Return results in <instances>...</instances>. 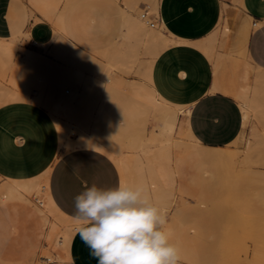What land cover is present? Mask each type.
I'll return each mask as SVG.
<instances>
[{
	"label": "rangeland",
	"instance_id": "rangeland-1",
	"mask_svg": "<svg viewBox=\"0 0 264 264\" xmlns=\"http://www.w3.org/2000/svg\"><path fill=\"white\" fill-rule=\"evenodd\" d=\"M7 1L8 0H0V11L6 6ZM24 1L9 0L7 20L10 33L17 29L26 31L25 27L29 21L46 20V17L40 12L42 11L41 9L44 8L46 11V9L49 8V4L50 6H56L57 4V7H54V9H57L53 12H51L53 8L50 7L52 10L49 9V12H51L50 14L53 17L46 21L50 22L53 28L56 26L58 27V25L55 24V15L57 14V17L61 12L64 11L65 13L67 10L69 11L73 20L72 34L70 35L67 33L70 38L69 44L71 48L70 45L67 49L64 47L67 52H62L63 49L61 44L56 42L57 39L55 40L54 38L53 41L51 39L50 43L47 45H30L24 41L25 37H27L25 36L23 37L24 39L22 38L19 42L17 53L19 57L16 61V65L19 67L22 66L23 63H26V67H24V65L22 67V69H26L30 64L27 70L30 69L35 79L40 76L41 71L46 74L48 73V80L51 81L52 86H54L52 84L54 82L52 79H55V81L58 79L59 75L56 74L66 70L70 72H79L84 78L101 80L102 87L99 92L94 93L95 99L97 98L95 95L99 97V99H96V104H99L101 98L107 99L108 101L113 99L112 103L110 101L109 105H107L108 109L105 108L103 111V119L105 122H115L117 124L114 123L115 127H121L120 130L122 135L114 138L112 144L128 158H132L135 155H139L142 160L150 157V153L143 151L145 148H143V145H145L146 142L149 144L148 138L156 133L157 125L160 123L159 121H161L160 117L163 116L161 114L164 113V110L159 108L154 109V107L137 101L134 97V88L136 87V80H139L138 74L134 71L111 73L104 67L103 59L97 52V49L105 44L90 41L94 37L93 29L97 30L99 35L103 37L115 35L117 31L116 11L119 6H128L135 2L138 7H141L137 10L138 13H141V9L145 6L149 14L155 16L157 23L154 27H157L159 24V15L151 12V8L147 7L149 0H59L60 4L55 0L56 2L54 1L55 4L52 3L53 5L50 0L49 4L46 2L48 8L44 1H42L43 5L40 4L41 7H39L40 5L38 6L39 3L36 4V7L40 8L38 10L34 7V4L29 2L31 4L30 6L28 2L25 3ZM156 1L160 5L164 16L172 20L173 24L170 28L172 32L180 25H186L188 23L187 15L181 14L180 17H177L175 14L176 6H182L185 9L188 4H191L193 6V11L201 12V10H203L201 0ZM234 1L238 2V0ZM27 9L30 10V17H32H29L27 23L22 24L21 21L23 16L28 13ZM184 9L182 8L180 10L184 11ZM202 14L208 17V15L204 13V10ZM51 21H54L56 26H53L54 24ZM242 31L243 29H241V31L236 30L235 37L237 38ZM181 34L182 33L179 35ZM172 48L173 47H169L162 50L159 54L164 60L163 68L160 73V83L162 87L171 92L172 97L182 98L185 96L184 94L190 90V86L187 82L173 83V78L176 76L177 69L188 70L190 65L201 69L203 65L191 62L192 60L187 50L182 48L174 50V48ZM206 49L209 51L208 48ZM28 54H30V57H27ZM66 54L69 55L68 58H66ZM143 56L146 55H142V57ZM31 57L32 60L34 58V62L31 60ZM69 58L70 60H68ZM54 63L55 66H53ZM48 64L53 67H49ZM40 66L44 69L40 68ZM39 69H43L44 71H40ZM10 75V69H7L6 72L5 69L0 70V94L4 88L10 87ZM177 76L183 77L185 75H181L178 72ZM56 83L57 85L55 84L54 87L58 86L59 89L67 87L65 84L60 86L58 82ZM126 86L129 89L126 88ZM107 88L111 91L107 92ZM53 89L55 90V88ZM28 91L33 95L37 92L36 86L30 79L28 82ZM55 91H57V88ZM65 94L68 93L65 92ZM128 96L131 98H127ZM131 103L132 107L129 105ZM128 107H130L131 110ZM158 110H160V112ZM176 114H178V110H176ZM255 123L256 122L253 121L252 126L247 128V130L245 129V131L243 130L242 134L235 137L231 142L224 144L222 147L214 148L203 147L188 127L190 133L186 131L187 128H183L184 131L182 130V132H180L182 128H179L175 133L173 132L168 136L166 140L167 152L169 157L171 156L169 167L173 169L175 163L182 164L186 162L191 166L190 176H188L186 180H182L178 178L179 176L176 173H173L174 178L172 181L166 184L167 186H161L155 181L151 183V180L146 177L149 176V173H144V175H146L145 179H147L145 194L151 204L156 207L162 206L166 214H174L186 208H195L206 213L214 224L215 234L210 249L202 255L181 258L179 264H264V151H262L264 149V141H262L263 139L261 136H255ZM122 128L124 130H122ZM183 133H189L188 136L191 135L193 138L189 136V139L188 136L186 137ZM260 138L262 140L259 142L258 139ZM194 142L195 144L197 142L196 146ZM191 144L194 145L192 146ZM138 145L140 147H137ZM150 145L153 144L150 143ZM150 145H147V147L154 148ZM196 147H199L198 149L201 148L200 154ZM225 151L227 152L226 157H224ZM192 152L196 154L197 158L195 160H192V158H195ZM201 153L205 154L204 158L207 156L208 159L210 157L213 161L203 159V154L201 155ZM211 154H216V156L212 157ZM186 155L190 156H187L189 160L187 157H184ZM217 155H219L220 159L217 158ZM198 161L199 163L202 161V163L198 164ZM131 174V176H135L133 173ZM1 182H3L2 178H0V184ZM168 185H170V188ZM40 197V194L36 196L33 195L29 198V203H21L30 209H34L35 206L41 207ZM50 218L53 219V216H50ZM0 219L5 226L0 230V248L6 255L5 264H7V262H9L8 264H54L53 262L56 264H72V259H60L61 250L56 240L47 244L46 238L43 237L39 244L35 243L32 225L23 210H10L7 214L2 213ZM55 220L58 222L61 230L68 226L74 227L73 222L66 218L56 216ZM47 231L48 228H46V233ZM76 234L77 231H74V235ZM24 240L26 241V248L21 253L23 256H17L19 243ZM45 255L48 256V258H45ZM67 261L69 262L67 263Z\"/></svg>",
	"mask_w": 264,
	"mask_h": 264
},
{
	"label": "crops",
	"instance_id": "crops-1",
	"mask_svg": "<svg viewBox=\"0 0 264 264\" xmlns=\"http://www.w3.org/2000/svg\"><path fill=\"white\" fill-rule=\"evenodd\" d=\"M201 3L208 17L202 14L203 10L193 11L191 4L185 9L182 6L175 7L177 17L181 14L188 16L186 25L174 29L175 35L170 29L172 20L164 16L156 0H149L147 7L159 15V23L164 25L163 34L172 39L162 50L169 47L174 50L185 49L190 54L191 62L203 66L201 69L192 65L188 70L177 69V73L185 76L180 77L176 73L173 83L187 82L190 90L182 98L172 97L171 92L160 83L164 63L159 55L161 50L151 57L147 81L159 97L182 109L183 112L177 114L175 130L188 127L203 146L214 148L231 142L256 120V116L251 119L249 113L250 119L244 123L241 99L236 95L241 96L245 92L252 95L253 90L264 88V80L259 82V79H264L260 74L264 72V0H201ZM8 7L9 0L0 11V37H12L25 32L17 29L10 33ZM139 8L141 7H138L136 2L119 6L116 11L115 35L103 37L93 29L94 37L90 41L105 44L99 47L97 52L121 42L123 10L132 16L142 17L137 11ZM182 8L184 11L180 10ZM227 11L228 24L227 28H223ZM238 17L246 25L245 34L241 39L235 37V31L243 29L240 24L238 27L236 25ZM27 21L26 13L21 23ZM61 27L63 34L70 41L67 33L72 34L73 20L68 10L62 12ZM25 30L28 36L24 41L30 45L48 42L53 36V27L46 20L29 21ZM180 33L182 34L179 35ZM140 58L150 59L146 53L140 54ZM260 70L263 71L258 73ZM258 74L260 78L255 81ZM91 100L92 108L97 109L99 104L95 103L94 98ZM95 109L92 111L94 114ZM78 138V134H72L70 144H61L54 119L45 108L33 102L15 100L0 105V177L27 180L47 172V190L53 204L74 224L68 243L69 260L72 259V264H97V260L89 256V249L81 241L78 232L74 235L77 228V222L73 218L74 198L86 185L116 187L122 183V177L116 162L108 153L97 147L74 145L73 142ZM175 166L179 179L186 180L190 176L191 166L186 162L174 164ZM166 217V228L171 230L172 242L178 246L182 256L194 257L210 249L215 228L206 213L195 208H186L174 214L167 213ZM40 241L38 240V244ZM25 248L26 241H20L16 255L23 256L21 253Z\"/></svg>",
	"mask_w": 264,
	"mask_h": 264
},
{
	"label": "bare ground",
	"instance_id": "bare-ground-1",
	"mask_svg": "<svg viewBox=\"0 0 264 264\" xmlns=\"http://www.w3.org/2000/svg\"><path fill=\"white\" fill-rule=\"evenodd\" d=\"M39 1L40 0H28V1L26 0L24 2L25 3L30 2L31 4H34L35 5L34 7H36V4L38 3H39L38 6L40 4L43 5L42 1H44L45 3L47 2L48 4L50 2V0L49 1L41 0L40 2ZM54 1L55 0H53L52 2L51 0V4L52 3L55 4ZM57 2L60 4L59 0H57ZM47 3L46 5L48 8ZM45 6H42V7H45ZM39 7H41V5ZM39 7H36V9L37 10L40 9ZM50 7L53 8V10L50 9ZM54 7H57V4L56 6H50L49 4V8L46 9V11L48 12H46L44 8L41 9L42 11L40 12L41 14H43V16L46 17V20L51 19L53 17L50 13L57 9V8L54 9ZM49 9L52 11L49 12ZM123 11H124V25H123V32L121 34V42L118 44H114L113 46H111L110 48L106 50L99 51L98 53L103 59L104 67L108 69L111 73H114V72L119 73L121 71H124V72L134 71L135 73L138 74L139 80H136V85H135L136 87L135 88L133 87L134 97L137 101H140L150 107H154V109L159 108L161 110H164V113L161 114L163 116L160 117L161 121H159L160 123L157 125L156 133L148 138L149 144H147L146 142L145 143L146 146L143 145V148L145 147L143 151H146V153H150V157L143 159L145 161H143L139 155H135L132 158H128L126 155L122 154L117 149L116 146L112 144V140L114 138L118 137L119 135H122L121 130H120L121 127H115L116 123L114 122L115 123L114 124L113 121L105 122L104 120H102V117H103L102 115L104 113L103 111L105 110L104 107H107V104L109 105L110 101L112 103L113 99L108 101L107 99L101 98V101L97 109L92 108L93 102L91 98H94V100L96 101V99L97 98L99 99V97L98 95H95L97 96V98L95 99L94 96L93 97L91 96L94 95V93L99 92L100 88L102 87L101 85L102 83L100 82L101 80H97L94 78H87V77L84 78L79 72H70L67 70L64 72L63 71L61 72L59 70L60 73L56 74V75H59L58 79L57 81H55V79H52L55 82V83L53 82L52 84L55 86V84L57 85L56 82H58V85L60 86L62 84H65L67 85V87H70V88H67L65 86L66 88L64 89L60 88L61 89L60 90L58 86L54 87L51 85V81L48 80L49 74L43 73L41 71L44 69L42 66H40V68H43V69L41 70L39 69L41 71L40 76L37 77V79H35L30 69L27 70L30 64L27 66L26 69L25 68L22 69L23 65L24 67H26L25 66L26 63H23V65L19 67L16 65V61L19 57L17 54L19 44H20L19 42L21 41L23 37L28 36L26 31L25 32L22 31L19 34L12 36V37H0V70L5 69V72H6L7 69H10V72H11L10 81H9L10 87L4 88L1 91L0 105L6 102H10V101L25 100V101L33 102L37 105L42 106L49 112V114L52 116L55 123L57 124L61 144L63 143L70 144L71 142L70 136L72 134L73 135L78 134L79 138L76 139V142L75 141L73 142L74 145H83V146L87 145V146L97 147L105 151L116 162L120 170V173H121L122 183L129 185V186H133V187L140 186L146 191V185H147V182H146L147 179H145L146 177H148L151 180V183L155 181L157 182L158 185H161V186L162 185L167 186L166 184L171 182L172 179L174 178L173 173H176V166L173 169H170L169 167V163H170L169 160L171 156L169 157V154L167 152L166 140L168 136H170L174 131H176L175 130L176 124H177L176 110H178V112H181V113L183 111L180 107L172 105L168 103L167 101L163 100L161 97H159L156 91L149 85L147 81L148 70H149V66L151 63V59H152L151 57L158 54L163 48H165L170 42H172V39H169L167 36L163 34V29H164L163 23H159L157 27L150 26L149 18L147 17L142 18L140 16H132L125 10ZM154 11L156 12L157 10L154 8ZM29 12L30 10H28V13H27L28 21H29V17L31 14ZM228 13L229 11L226 12V16L224 17V27L223 28H227L226 25L228 24V15H229ZM56 15H55V18H56L55 24H57L58 27L54 24V21L53 22L51 21L54 24L53 26H56L55 28H53V36L52 38H49L48 42L41 43L40 45H47L48 43H50L51 39L53 41V38H54L55 40L57 39L56 42L61 44V47L63 49L62 52H65V51L67 52V50H65L64 47L66 49L69 48L70 41L66 38V36L62 32V27H61L62 12L57 17ZM239 24L243 28V31L238 35L237 38L241 39L243 38L245 34L246 25L238 17L237 22H236L237 27ZM70 48H71V45H70ZM142 53L148 54L150 59L142 60L140 58V54ZM66 55L65 57L68 58L69 55L68 54ZM28 56L30 57V54H28L27 57ZM32 57H31V60H32ZM70 58L68 60H70ZM32 61L34 62V58ZM72 62H73V59H72ZM50 66L51 67L55 66V63L53 66L49 65V67ZM261 71L263 70H260L258 73H260ZM260 74L262 75L261 77L263 78L264 72L263 73L261 72ZM256 78H260V75L258 74V76L255 77V81H256ZM29 79L33 81L34 85L37 88V92L34 95L30 94V92L28 91ZM260 80L262 82V80L264 79H259V82ZM258 86H261V84ZM52 87L55 88V90L57 88V91H55ZM108 88H107V92L109 91ZM126 88L128 87L126 86ZM62 90H64L68 94H65V92ZM253 92L254 93L252 95L246 94L245 92V93H242L243 95H241L240 93L241 96L239 95H236V96L239 97V99H241L240 101H241V109L243 110L244 123L249 121L250 119L249 113L251 114V119L253 116H254L253 118H255L256 116V120H254L256 122L255 123L256 124L255 136L259 135L262 137L263 140L261 138L258 139L260 142V140L264 141V88H261V89L259 88L258 91L253 90ZM127 98H131V97L128 96ZM129 105L131 106L132 103ZM128 108L131 110L130 107ZM94 109L96 110L95 114L92 113V111L94 112ZM250 110H252V112H250ZM158 111L160 112V110ZM122 130L124 129L122 128ZM182 130L183 128L181 129L180 132H182ZM188 130L189 129L187 128L186 131L189 132ZM183 134L186 135V137L188 136L187 133H183ZM189 136L192 137L191 135ZM189 136L188 138L190 139ZM192 138H191V141L193 142ZM259 142L258 144L260 145ZM150 143L153 145H150ZM194 144H191V145L193 146ZM147 145L148 146L150 145L154 148H149L147 147ZM137 147H140V146L138 145ZM200 149H198L199 154H200ZM262 151H264V149ZM204 153H207V152H204ZM202 154L203 153H201V155ZM194 155H195V158H192V160H195L197 158L195 153H193V156ZM203 155H202L203 159L213 161L212 158H210L209 156H208L209 157L208 159L207 156L206 158H204L205 154ZM187 156L190 157L189 155H186L184 157H187ZM211 156L215 157L216 154L215 155L211 154ZM217 156H218L217 158L220 159L219 155ZM226 156H227V152L225 151L224 157ZM198 158H201V157H198ZM178 160H179V157H178ZM197 163L201 164L199 163V161ZM175 164H178V163H175ZM145 172H148L149 176L144 175ZM131 173H133L135 176H131L132 175ZM2 181L3 182H1L0 184V215L2 213L7 214L10 210L12 211L23 210L26 213L30 221V224L32 225L33 237L35 238V243H38V240H41L43 237L46 238L47 244L48 243L50 244L54 240H56L57 241L56 243L60 246V250H61L60 259L69 260V254H68L69 244L68 243L73 233L74 227L68 226L65 229L61 230L59 228L58 222L55 220V217L59 216V217L66 218L71 221L70 218L62 214L56 208V206L53 204L50 198V195L47 190V172H44L42 175H40L37 178H32V179H27V180H15V179L2 178ZM169 186L170 185H168V187ZM37 194L41 195L40 197V202L42 204L41 207L35 206L34 209H30L21 203V202L29 203L30 202L29 198L33 195L36 196ZM158 208L164 211L162 206ZM50 216H53V219L50 218ZM4 227L5 226L0 219V230ZM46 228H48L47 233H46ZM5 256L6 255L2 252L0 248V264H5ZM45 258H48V256H46ZM181 258H186V256L181 255ZM68 262L69 261H67V263ZM8 263L9 262H7V264ZM53 263L56 264L55 262Z\"/></svg>",
	"mask_w": 264,
	"mask_h": 264
},
{
	"label": "clouds",
	"instance_id": "clouds-1",
	"mask_svg": "<svg viewBox=\"0 0 264 264\" xmlns=\"http://www.w3.org/2000/svg\"><path fill=\"white\" fill-rule=\"evenodd\" d=\"M74 207L76 231L97 264H179L166 213L142 187L86 185Z\"/></svg>",
	"mask_w": 264,
	"mask_h": 264
},
{
	"label": "built area",
	"instance_id": "built-area-1",
	"mask_svg": "<svg viewBox=\"0 0 264 264\" xmlns=\"http://www.w3.org/2000/svg\"><path fill=\"white\" fill-rule=\"evenodd\" d=\"M142 17H149L150 26H155L157 23V19L155 18V16L150 15L148 9L145 6H143L142 8Z\"/></svg>",
	"mask_w": 264,
	"mask_h": 264
}]
</instances>
